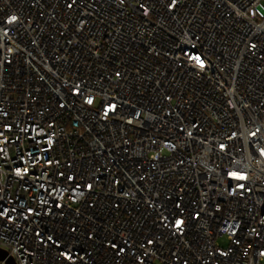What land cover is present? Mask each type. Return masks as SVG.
Wrapping results in <instances>:
<instances>
[{
  "label": "built area",
  "instance_id": "built-area-1",
  "mask_svg": "<svg viewBox=\"0 0 264 264\" xmlns=\"http://www.w3.org/2000/svg\"><path fill=\"white\" fill-rule=\"evenodd\" d=\"M263 1L0 0V250L264 264Z\"/></svg>",
  "mask_w": 264,
  "mask_h": 264
},
{
  "label": "water",
  "instance_id": "water-1",
  "mask_svg": "<svg viewBox=\"0 0 264 264\" xmlns=\"http://www.w3.org/2000/svg\"><path fill=\"white\" fill-rule=\"evenodd\" d=\"M0 261H5L6 264H16L15 261L8 256L7 252L0 250Z\"/></svg>",
  "mask_w": 264,
  "mask_h": 264
},
{
  "label": "rangeland",
  "instance_id": "rangeland-1",
  "mask_svg": "<svg viewBox=\"0 0 264 264\" xmlns=\"http://www.w3.org/2000/svg\"><path fill=\"white\" fill-rule=\"evenodd\" d=\"M262 7H264V1L262 2ZM219 243H220L222 246H226V245H228L226 238L220 239V240H219Z\"/></svg>",
  "mask_w": 264,
  "mask_h": 264
}]
</instances>
